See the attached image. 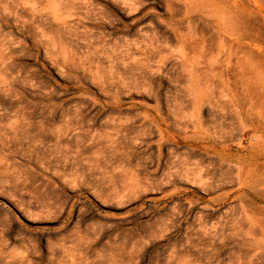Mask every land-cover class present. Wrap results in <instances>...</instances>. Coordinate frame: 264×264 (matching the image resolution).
<instances>
[{
	"label": "rangeland",
	"instance_id": "obj_1",
	"mask_svg": "<svg viewBox=\"0 0 264 264\" xmlns=\"http://www.w3.org/2000/svg\"><path fill=\"white\" fill-rule=\"evenodd\" d=\"M0 264H264V0H0Z\"/></svg>",
	"mask_w": 264,
	"mask_h": 264
},
{
	"label": "built area",
	"instance_id": "obj_2",
	"mask_svg": "<svg viewBox=\"0 0 264 264\" xmlns=\"http://www.w3.org/2000/svg\"><path fill=\"white\" fill-rule=\"evenodd\" d=\"M255 138H251V141H253Z\"/></svg>",
	"mask_w": 264,
	"mask_h": 264
},
{
	"label": "bare ground",
	"instance_id": "obj_3",
	"mask_svg": "<svg viewBox=\"0 0 264 264\" xmlns=\"http://www.w3.org/2000/svg\"><path fill=\"white\" fill-rule=\"evenodd\" d=\"M235 17V16H234Z\"/></svg>",
	"mask_w": 264,
	"mask_h": 264
}]
</instances>
